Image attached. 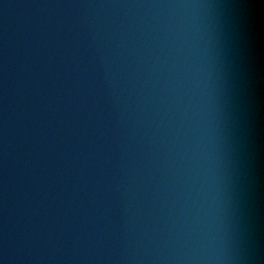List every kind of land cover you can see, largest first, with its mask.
<instances>
[{
  "label": "water",
  "instance_id": "water-1",
  "mask_svg": "<svg viewBox=\"0 0 264 264\" xmlns=\"http://www.w3.org/2000/svg\"><path fill=\"white\" fill-rule=\"evenodd\" d=\"M0 264H264V0H0Z\"/></svg>",
  "mask_w": 264,
  "mask_h": 264
}]
</instances>
